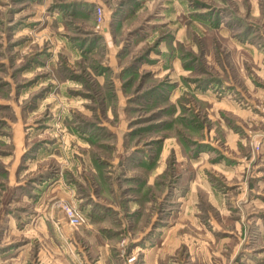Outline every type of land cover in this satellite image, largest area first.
<instances>
[{
    "label": "rangeland",
    "instance_id": "rangeland-1",
    "mask_svg": "<svg viewBox=\"0 0 264 264\" xmlns=\"http://www.w3.org/2000/svg\"><path fill=\"white\" fill-rule=\"evenodd\" d=\"M186 194L174 264H264V0H0V264H145Z\"/></svg>",
    "mask_w": 264,
    "mask_h": 264
},
{
    "label": "crops",
    "instance_id": "crops-1",
    "mask_svg": "<svg viewBox=\"0 0 264 264\" xmlns=\"http://www.w3.org/2000/svg\"><path fill=\"white\" fill-rule=\"evenodd\" d=\"M181 197L183 198L177 199L176 201L177 205L179 204L177 210L178 212L172 213V215L170 216L169 222L170 220L172 222H167L166 224L158 226L155 235L156 242L150 248H145L146 251L143 258L145 264H174L171 256L174 254V251L179 248V245H181V243L177 241V232L182 225L180 223V219H187V221H184L183 227L189 226L190 224H194L195 227L197 226V207L195 205H191L189 195L186 194ZM189 221L191 223H189ZM197 227L201 228L200 225H198ZM147 244L148 242H145L146 246ZM191 247L189 248L188 253L184 255L186 256L187 254H189L190 259L195 262L197 258H201L203 255L201 253L203 251V245L195 244V247ZM219 264H227V261L220 262Z\"/></svg>",
    "mask_w": 264,
    "mask_h": 264
},
{
    "label": "built area",
    "instance_id": "built-area-1",
    "mask_svg": "<svg viewBox=\"0 0 264 264\" xmlns=\"http://www.w3.org/2000/svg\"><path fill=\"white\" fill-rule=\"evenodd\" d=\"M69 213H70V216H72V218H74V222L75 223H79L80 222V220L77 217H75V214L72 211H70Z\"/></svg>",
    "mask_w": 264,
    "mask_h": 264
}]
</instances>
